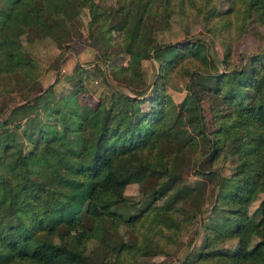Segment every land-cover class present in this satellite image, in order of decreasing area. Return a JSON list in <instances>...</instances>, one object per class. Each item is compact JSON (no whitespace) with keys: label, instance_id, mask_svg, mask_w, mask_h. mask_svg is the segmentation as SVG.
<instances>
[{"label":"trees","instance_id":"16d2710c","mask_svg":"<svg viewBox=\"0 0 264 264\" xmlns=\"http://www.w3.org/2000/svg\"><path fill=\"white\" fill-rule=\"evenodd\" d=\"M190 1L211 44L220 40L214 60L223 69L204 68L190 36L157 39L187 0H79L72 17L49 0H0V264H102L110 254L116 264H264V53L233 61L229 44L239 1L251 22L264 23V4L228 0L221 10ZM83 7L94 63H76L44 86L23 35L54 42L56 69L61 51L81 37L72 26L82 23ZM114 29L122 36L108 43ZM129 57L139 60V74L124 62ZM146 58L154 62L151 79ZM177 70L186 82L175 100L166 80ZM89 76L107 87L91 101L83 98ZM140 80L144 91L130 93ZM166 141L177 146L161 150ZM206 182L216 187L214 200L197 206L195 191ZM129 183L139 184L141 197L125 193ZM194 219L180 260L149 261Z\"/></svg>","mask_w":264,"mask_h":264},{"label":"rangeland","instance_id":"374dc122","mask_svg":"<svg viewBox=\"0 0 264 264\" xmlns=\"http://www.w3.org/2000/svg\"><path fill=\"white\" fill-rule=\"evenodd\" d=\"M53 6L59 7L67 15V17H72L75 15L78 9L79 0H49ZM110 1V0H109ZM175 0V4H176ZM249 3L261 5L264 4V0H247ZM210 5H215L219 9H226L229 5L228 0H211ZM242 3L239 1V5L235 8L236 15L233 14L229 17L232 18L233 30L231 36L229 37V44L231 46V58L233 61H237L240 56L245 54H251L254 52L264 53V23L259 21H250L247 17L246 20L243 18L244 14L242 9L239 7ZM208 5L205 6V8ZM107 9H110L107 3L105 5ZM236 16H240L243 19L242 25L241 19ZM79 17L81 19V24H73L72 33L75 37H79L77 41L72 45L70 49L62 50V59L58 62V67L55 69L54 65L59 57V48L54 44V42L48 37H41L35 33H25L23 35L24 47L33 54L37 59L39 69L41 71V82L45 86L49 82L55 80L57 75L64 78L65 74L73 71L76 63L90 66L94 63L93 58L95 54V48L92 47L85 40V35L87 33L86 22L88 20V10L83 7L79 9ZM234 20V21H233ZM168 24L165 28H162L157 33V39L159 41L175 40L182 38L183 36L191 37V49L195 58L203 63L204 68L207 70H218L223 69L221 62H215L214 56L221 57L222 46L220 44L219 38L214 40V46L210 42V35H206L203 20L201 18L200 12L195 10V5L191 3L190 0L185 2L184 7L179 10L176 9L168 18ZM250 21V22H249ZM245 26V28H243ZM206 35V36H205ZM122 36V31L118 29L111 30L106 35V40L108 43L114 42ZM215 54V55H214ZM220 59V58H219ZM244 59V58H243ZM124 62L128 64L131 72L139 74V60L135 57L125 58ZM143 66L146 70L148 79L153 77L154 72V62L148 58L143 59ZM264 75V70L262 72ZM87 91L83 98H88L90 101L95 99L101 92L107 90V87L103 85L94 76H89L85 79ZM186 76L179 70L173 72L168 76L166 80V89L173 96L175 100L181 98L185 91ZM63 85L68 84V79L64 80ZM61 84V83H59ZM152 85V84H151ZM147 86V82L140 80L137 83L130 84L128 91L130 93L140 94L144 91ZM92 97V99H91ZM73 101V100H72ZM262 111L257 109L255 111V118L261 116ZM81 125V122L79 123ZM244 133L246 135L252 134L254 127L252 123H247L244 127ZM170 141V140H169ZM166 141L165 144L161 145L160 149L168 151L174 146H177L175 141ZM184 176L188 181L195 179L193 172L194 167L189 166L184 168ZM216 187L210 182H206L205 185L199 186L195 191L194 197L196 199L195 204L197 206H211L214 200V193ZM142 189L139 187L138 183H129L125 187V193L138 198L141 197ZM118 209H123L122 205L118 204L116 206ZM125 213L134 211V208L124 209ZM185 224V223H184ZM197 225L196 220L184 225L177 235V240L173 244H168L165 250L152 255L149 257V261H156L165 258L167 261L177 262L180 260L186 249L188 248L189 242L192 240V234ZM81 225H76L74 230H80ZM262 229L264 230V222L262 223ZM232 241H224L223 247L229 249L231 247ZM117 255L110 254L102 262V264H116ZM129 262L119 263L128 264ZM130 264H137L136 262H131Z\"/></svg>","mask_w":264,"mask_h":264},{"label":"water","instance_id":"95a60500","mask_svg":"<svg viewBox=\"0 0 264 264\" xmlns=\"http://www.w3.org/2000/svg\"><path fill=\"white\" fill-rule=\"evenodd\" d=\"M33 97H34V95L30 96L28 99H31V98H33Z\"/></svg>","mask_w":264,"mask_h":264}]
</instances>
